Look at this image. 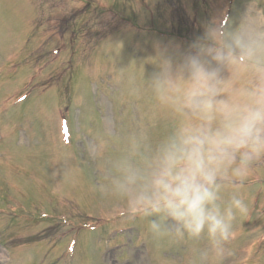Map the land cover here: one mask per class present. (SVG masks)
<instances>
[{"label": "rangeland", "instance_id": "1", "mask_svg": "<svg viewBox=\"0 0 264 264\" xmlns=\"http://www.w3.org/2000/svg\"><path fill=\"white\" fill-rule=\"evenodd\" d=\"M104 1L127 23L149 26L121 20L119 26L113 13L92 7L81 18L76 0H0V243L8 240L5 222L25 224L12 239L30 238L15 251L21 258L4 264H264V159L243 183L221 193L226 202L235 188L248 209L234 222L222 256L210 250L206 236L153 237L146 221H124L115 213L124 202L109 186L118 162L139 158L136 145L141 152L154 149L185 118L161 103L156 77L170 70L184 87L190 54L264 32V0ZM84 19L81 28L92 35L87 52L74 43L83 33L71 40L52 32L59 24L80 27ZM257 48L264 67V39ZM220 75L229 91L260 82L248 60L222 65ZM84 214L103 220L80 222L84 231H78ZM43 215L63 216L51 221L50 237L80 234L49 251L38 238Z\"/></svg>", "mask_w": 264, "mask_h": 264}, {"label": "clouds", "instance_id": "2", "mask_svg": "<svg viewBox=\"0 0 264 264\" xmlns=\"http://www.w3.org/2000/svg\"><path fill=\"white\" fill-rule=\"evenodd\" d=\"M264 32L234 38L219 47L190 54L183 65L187 85L178 86L170 70L156 77L161 103L185 118L154 149L138 159H123L114 167L109 186L124 206L116 214L124 221L147 222L153 237L183 240L206 236L218 256L233 238L237 217L247 204L235 188L251 166L264 159V67L257 44ZM252 61L260 73L255 87L229 91L220 75L226 63ZM215 64V66H213Z\"/></svg>", "mask_w": 264, "mask_h": 264}]
</instances>
